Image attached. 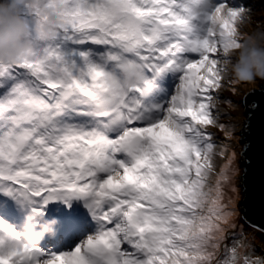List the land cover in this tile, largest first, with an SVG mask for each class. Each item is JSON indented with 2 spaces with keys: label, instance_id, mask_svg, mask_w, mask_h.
Returning <instances> with one entry per match:
<instances>
[{
  "label": "snow or ice",
  "instance_id": "snow-or-ice-1",
  "mask_svg": "<svg viewBox=\"0 0 264 264\" xmlns=\"http://www.w3.org/2000/svg\"><path fill=\"white\" fill-rule=\"evenodd\" d=\"M56 3V39L37 34L29 58L0 64V192L37 215L53 201H82L99 227L71 252L46 255L0 222V264H213L222 241L228 256L218 264H264L220 235L231 215L222 202L230 162L217 173L227 145L208 130L231 135L223 65L250 10L211 3L193 16L186 0L43 7ZM41 10L37 0L25 15L38 20ZM121 66L141 70L142 84L110 89ZM165 73L178 76L174 94L146 103ZM106 94L111 107L100 111Z\"/></svg>",
  "mask_w": 264,
  "mask_h": 264
},
{
  "label": "rangeland",
  "instance_id": "rangeland-1",
  "mask_svg": "<svg viewBox=\"0 0 264 264\" xmlns=\"http://www.w3.org/2000/svg\"><path fill=\"white\" fill-rule=\"evenodd\" d=\"M224 3L228 7L237 9L244 8L250 10V22L241 26V33L246 35H256L258 38L264 36V1L260 0L262 4L254 6L251 3L252 0H211L213 5ZM257 4V3H256ZM25 15V14H24ZM25 18H28L25 15ZM85 47H94L92 45H86ZM95 55V53H94ZM178 84V76L174 74L170 80H165L163 87L165 96L161 97V91L148 97V104H160L164 105L174 94ZM264 84L261 80H256L253 84H232L225 85L220 90L219 96L221 100L229 101L230 103L222 104V108L227 113L228 119L222 122L230 124L233 127L230 129L231 135H226L222 131H218L216 128H209L208 130L215 133L218 138L216 143L223 142L227 145V151L223 159L217 155L216 165L217 173L220 168L229 163L227 171V181L223 182V204L227 206V210L231 212L226 224H223L224 232L221 236L227 237V243L230 246H235L237 251L241 254H249L252 259L257 257H264V238L259 236L256 231L243 223L241 219V211L239 210V202L242 199L240 178L238 174H241V168L239 167L240 150L242 144L239 140V133L241 131V125L245 123L244 109H243V95L251 88H260ZM235 89V91H233ZM3 92V91H2ZM221 148H217L216 152L219 153ZM216 175H213L209 181L211 185L216 184ZM17 201L0 200V216H8L17 223H21V227L18 235H20L23 224L25 223V215L27 208L23 211L18 206ZM82 201L74 200L72 202L53 201L46 206L40 208L43 213L45 221L55 220L57 225V232L54 231V235L45 236V244L39 243L36 245L46 255L56 254L62 251L66 253L71 252L77 247L87 236L95 235L98 231V224L93 220L87 208ZM66 223V224H65ZM93 223V228L91 227ZM69 227V230L62 232L63 226ZM89 226V227H88ZM90 229V230H89ZM57 233V234H56ZM215 257L213 264L227 259L228 250L225 248V242H221L219 249L215 250Z\"/></svg>",
  "mask_w": 264,
  "mask_h": 264
},
{
  "label": "clouds",
  "instance_id": "clouds-1",
  "mask_svg": "<svg viewBox=\"0 0 264 264\" xmlns=\"http://www.w3.org/2000/svg\"><path fill=\"white\" fill-rule=\"evenodd\" d=\"M193 16L199 15L211 6V0H186ZM37 3V0H0V64L16 65L30 57L37 34L40 39L54 41L62 30L59 15L60 5L43 7L38 20L25 18L26 6ZM240 47L229 54L228 63L224 64V74L233 84H253L264 80V36L238 33ZM142 71L131 66L119 67L118 74H113L109 87L114 92L122 89H134L142 84ZM111 94L102 95L99 100L100 111L111 107ZM21 210L27 208L25 223L20 232V243L36 246L45 236L54 235L56 221H45L43 214L37 215L32 206L19 203Z\"/></svg>",
  "mask_w": 264,
  "mask_h": 264
},
{
  "label": "water",
  "instance_id": "water-1",
  "mask_svg": "<svg viewBox=\"0 0 264 264\" xmlns=\"http://www.w3.org/2000/svg\"><path fill=\"white\" fill-rule=\"evenodd\" d=\"M243 95L245 123L241 125L239 142L240 186L239 202L243 223L264 238V84Z\"/></svg>",
  "mask_w": 264,
  "mask_h": 264
},
{
  "label": "trees",
  "instance_id": "trees-1",
  "mask_svg": "<svg viewBox=\"0 0 264 264\" xmlns=\"http://www.w3.org/2000/svg\"><path fill=\"white\" fill-rule=\"evenodd\" d=\"M262 1H264V0H262ZM219 3H220V1H219ZM262 3L260 0H252L250 4H252L253 6L255 4L257 6V5L262 4ZM173 75H174L173 73H165V74L157 77L154 81V89L150 95L152 96L153 94H156V92L161 91V97L165 96L166 93H164V90H163L165 80H170ZM149 78H151V77L149 76ZM2 91L3 90H0V93H2ZM147 100H148V97L146 98V103H148ZM0 200L1 201H8V200H11V197L6 196L2 192H0ZM72 201H74V200H71L70 202H72ZM16 203H18V202H16ZM81 203H83V202H81ZM18 206L20 207L19 204H18Z\"/></svg>",
  "mask_w": 264,
  "mask_h": 264
},
{
  "label": "bare ground",
  "instance_id": "bare-ground-1",
  "mask_svg": "<svg viewBox=\"0 0 264 264\" xmlns=\"http://www.w3.org/2000/svg\"><path fill=\"white\" fill-rule=\"evenodd\" d=\"M0 222H3L4 224H6L8 227H10L13 231H15L16 233L17 232H19V229H20V227H21V223H17V222H15L13 219H11L10 217H8V216H0ZM66 224V223H65ZM92 224V228H93V223H91ZM89 227V226H88ZM63 230H62V232L64 233V232H66L67 233V230H69V228H70V226L69 227H66L65 225L63 226V227H61ZM57 230V225H55V229H54V231L55 232H57L56 231ZM90 230V229H89ZM57 234V233H56ZM94 235V234H93ZM93 235H91L90 234V236H87L85 239H87L88 237H91V236H93ZM55 236V235H54ZM40 243H42V244H45L46 242H45V240H44V238L41 240V242ZM62 253H66V251H62V252H59V253H56V254H62ZM47 254V253H46ZM48 255H54V253L53 254H48Z\"/></svg>",
  "mask_w": 264,
  "mask_h": 264
}]
</instances>
